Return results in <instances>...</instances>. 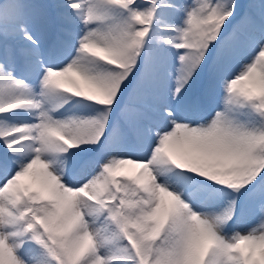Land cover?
<instances>
[{
	"label": "snow or ice",
	"instance_id": "snow-or-ice-1",
	"mask_svg": "<svg viewBox=\"0 0 264 264\" xmlns=\"http://www.w3.org/2000/svg\"><path fill=\"white\" fill-rule=\"evenodd\" d=\"M0 264H264V0H0Z\"/></svg>",
	"mask_w": 264,
	"mask_h": 264
},
{
	"label": "rangeland",
	"instance_id": "rangeland-1",
	"mask_svg": "<svg viewBox=\"0 0 264 264\" xmlns=\"http://www.w3.org/2000/svg\"><path fill=\"white\" fill-rule=\"evenodd\" d=\"M74 79H78L77 77H73ZM130 167V168H129ZM129 170H128V169ZM125 171L127 172V174H131V175H135L136 174V172L138 171V169H136L135 167H133V166H131V165H129V166H126V169H125ZM136 171V172H135ZM26 182H29V181H27V179H26Z\"/></svg>",
	"mask_w": 264,
	"mask_h": 264
},
{
	"label": "bare ground",
	"instance_id": "bare-ground-1",
	"mask_svg": "<svg viewBox=\"0 0 264 264\" xmlns=\"http://www.w3.org/2000/svg\"><path fill=\"white\" fill-rule=\"evenodd\" d=\"M130 168V167H129ZM128 169V168H127ZM129 170V169H128ZM136 172V171H135ZM131 175V174H130Z\"/></svg>",
	"mask_w": 264,
	"mask_h": 264
}]
</instances>
